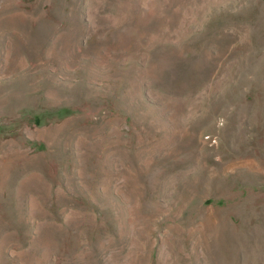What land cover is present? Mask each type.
Wrapping results in <instances>:
<instances>
[{"label":"rangeland","instance_id":"374dc122","mask_svg":"<svg viewBox=\"0 0 264 264\" xmlns=\"http://www.w3.org/2000/svg\"><path fill=\"white\" fill-rule=\"evenodd\" d=\"M0 264H264V0H0Z\"/></svg>","mask_w":264,"mask_h":264}]
</instances>
